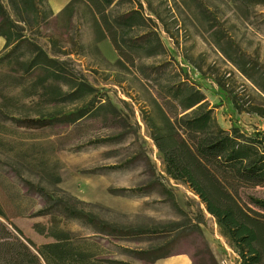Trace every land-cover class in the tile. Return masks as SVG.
<instances>
[{
    "label": "rangeland",
    "instance_id": "374dc122",
    "mask_svg": "<svg viewBox=\"0 0 264 264\" xmlns=\"http://www.w3.org/2000/svg\"><path fill=\"white\" fill-rule=\"evenodd\" d=\"M137 1L142 17L131 31L114 23L137 8ZM1 2L17 34L61 63L74 82L94 88V98H107L132 133L118 142L92 144L119 132L101 116L40 130L18 127L14 119L71 112L90 99L54 94L50 86L55 83L25 70L28 48L17 50L0 62V208L5 216L0 221L33 244L42 264L53 248L78 240L89 244L93 264H238L233 246L199 199L165 174L143 116L149 113L154 122L161 121L155 104H160L166 86L184 79L179 72L183 69L205 96L219 127L264 133V92L216 44L219 40L227 48L224 42L230 40L232 49L245 57L253 80L263 85L264 6L241 0H114L98 9L116 30L119 51L106 35L94 0H74L69 11L56 16L42 7L39 21L30 16L27 25L17 21L5 0ZM146 38L150 43L144 50L127 46L129 40L140 44ZM59 86L63 93L72 91L66 84ZM136 155L140 157L133 161ZM147 162L178 209L159 190L123 193L146 185L151 174ZM26 184L44 189L51 200ZM250 193L264 198V187ZM68 198L101 221L143 227L150 233L131 239L106 237L61 214L55 204L59 199L72 204ZM52 225L62 231L61 240L36 232V226L47 230ZM156 247L169 256L150 261L128 252Z\"/></svg>",
    "mask_w": 264,
    "mask_h": 264
},
{
    "label": "trees",
    "instance_id": "16d2710c",
    "mask_svg": "<svg viewBox=\"0 0 264 264\" xmlns=\"http://www.w3.org/2000/svg\"><path fill=\"white\" fill-rule=\"evenodd\" d=\"M73 1L63 11H69ZM113 1L94 0V3L99 10L98 7H108ZM241 1L253 7L264 6V0ZM5 3L18 19L17 21L24 25L30 22V16L33 21L38 22L42 7L47 9L49 15H52L46 0H5ZM136 4L137 8H132L114 23L131 31L137 19L142 17L141 4L138 1ZM97 14L102 17L110 43L116 50L121 51L116 40V30L107 22L101 10L97 11ZM0 36L5 40V48H10L9 52L5 51L0 55V62L11 58L22 47L28 48L30 55L24 63L27 72L38 73L50 79L56 84L50 88L60 97L90 99L87 104L71 112L14 119L18 127L40 130L60 125L70 126L88 118L101 116L104 121L110 123V127L119 132L115 136L91 142L92 144L118 142L131 135L132 127L107 98H94L96 93L94 88L84 83L74 82L61 63L47 56L40 47L24 36L17 34L16 23L3 8L1 0ZM156 41L159 43L158 38ZM149 43V38L140 44L137 40H129L127 46L144 50ZM216 44L225 58L264 92V84L260 85L253 80V76L248 73L244 63L245 57L238 49H232L231 41L224 42L227 48H224L219 40ZM230 50L231 53H229ZM179 72L184 79L166 86L160 96V104L155 102L161 121L154 122L149 113L143 116L151 140L161 156L165 174L171 180L185 185L199 199L205 212L214 219L221 233L233 246L239 258L238 264H264V198L250 193L258 187H264V133L248 134L233 126L229 130L219 127L214 119L212 108H209L206 103L205 96L193 83L189 82L183 69H179ZM260 78L264 82V75ZM61 83L69 86L72 91L61 92L59 86ZM139 157L140 155H136L133 161ZM127 164L128 162L124 163V165ZM147 165L151 169V174L146 185L137 189L122 190L123 193L139 195L159 190L162 195L168 197L171 205L178 209L172 194L158 180L148 162ZM58 181L56 178L55 183ZM26 185L45 200H51L44 189L31 184ZM68 201L72 204L65 203L63 199L57 200L55 204L61 207L60 212L64 217L88 225L106 237L131 239L150 233L143 227L119 226L101 221L91 213L78 209L76 206L80 202L72 198H68ZM4 217L0 208V218ZM12 229L18 235L21 234L15 227ZM36 232L56 241L62 238V231L58 230L56 225H52L47 230L36 226ZM31 248L34 246L30 241L21 240L0 221V264H42L39 256ZM88 248L89 244L86 240L59 245L53 248L48 259H45L46 264H93L89 260ZM163 249L156 247L140 252L127 251L140 259L148 258L150 261H157L169 256L163 252ZM118 264L128 263L119 262Z\"/></svg>",
    "mask_w": 264,
    "mask_h": 264
},
{
    "label": "crops",
    "instance_id": "0c3cea01",
    "mask_svg": "<svg viewBox=\"0 0 264 264\" xmlns=\"http://www.w3.org/2000/svg\"><path fill=\"white\" fill-rule=\"evenodd\" d=\"M72 0H46V5L52 15L56 16L62 13L64 8L71 2ZM8 48H5V40L0 36V55L4 53Z\"/></svg>",
    "mask_w": 264,
    "mask_h": 264
}]
</instances>
